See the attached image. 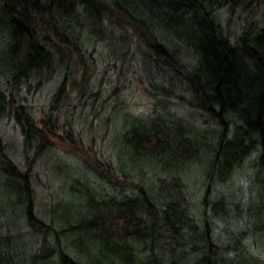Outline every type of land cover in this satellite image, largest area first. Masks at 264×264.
Segmentation results:
<instances>
[{"label":"trees","instance_id":"trees-1","mask_svg":"<svg viewBox=\"0 0 264 264\" xmlns=\"http://www.w3.org/2000/svg\"><path fill=\"white\" fill-rule=\"evenodd\" d=\"M263 23L264 0H0V264H264ZM44 162L58 186L42 205ZM245 164L240 211L214 187Z\"/></svg>","mask_w":264,"mask_h":264},{"label":"rangeland","instance_id":"rangeland-1","mask_svg":"<svg viewBox=\"0 0 264 264\" xmlns=\"http://www.w3.org/2000/svg\"><path fill=\"white\" fill-rule=\"evenodd\" d=\"M235 26L232 25L231 27L235 28ZM262 26H264V23ZM122 83L126 86V89H124L125 94L130 95L131 90H133L136 94V97L134 99L135 103L131 105L129 109L131 112L133 111L134 113L136 112L135 108L138 109L139 107L144 106L143 103L146 99L144 96L145 94L143 93L141 86L138 84V82H136L135 79H132L130 82L124 81ZM53 90H54V84L50 83V84H47V86L45 87V90L42 91L41 94H38L35 97H30L31 99L30 102L31 104H34L36 111L40 107L48 104L50 95L53 92ZM124 97L125 96L122 95L121 100ZM103 116L104 118H106V120H104L103 122L101 121L100 117L93 118L94 121L92 122L94 123V125L92 126L93 127L92 133L93 134L95 133L96 135L95 139L98 140L97 143H99L100 146L103 145L104 141H106V143L111 145L112 138L110 139V136L114 135L112 128L110 127V123H111L110 120L112 119V117H114L113 114L104 113ZM5 133H6L5 139L7 141L8 149L12 151V153L17 154L21 146L20 136L18 135L16 130L11 129V128L7 129ZM56 157H58V160H63L62 162L66 163L67 166H72L76 168L77 171H78L77 168H79L81 165L80 163H82L78 159V155L73 149L67 148L63 144H58V142L55 147V157L53 161H55ZM45 164L46 162H44L43 164L40 163L41 166H37L36 168L37 178H36V183H35V189L38 195V200L39 202L42 203V205L47 200L49 192L51 191L52 193H55L57 186H58L57 181L53 178V174L52 175L48 174L50 170L49 165L45 167ZM245 165L246 166L238 170L237 173L233 175L230 180H228L227 182L223 184L222 183L215 184V187H214L215 195H219L225 198L227 203L233 206L234 209H235L234 204L238 205L237 209H239L240 211H243V209L246 208V204L249 202L248 200L253 196L251 181L249 179L250 170L247 169L248 164H245ZM201 170H198L196 167L192 166L191 169L187 170V172L183 175L185 183L188 187V192L190 196L192 197L193 201L196 203L198 202L203 192V177L201 174ZM0 216H2L1 217V220H2L4 218L3 217L4 215L2 212ZM20 229L22 230L21 232L23 236L22 239L27 241L28 237L26 236V233H24L26 231L24 226L21 227ZM251 253L253 255H256L257 251L251 250Z\"/></svg>","mask_w":264,"mask_h":264}]
</instances>
